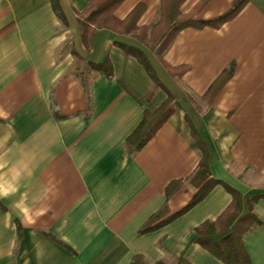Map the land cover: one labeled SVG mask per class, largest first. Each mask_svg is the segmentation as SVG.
<instances>
[{"label": "crops", "instance_id": "crops-1", "mask_svg": "<svg viewBox=\"0 0 264 264\" xmlns=\"http://www.w3.org/2000/svg\"><path fill=\"white\" fill-rule=\"evenodd\" d=\"M91 1L59 0L64 28L51 0H0V264H132L136 256L224 264L196 233L232 206L222 185L171 223L141 230L172 182L185 181L168 200L170 214L189 204L203 149L212 177L243 195L242 216L248 198L264 196V0H248L219 27L181 30L163 61L139 39L162 9L170 16L174 0H125L114 12L124 23L96 29L85 43L78 14ZM239 1L185 0L176 18L216 20ZM139 5L145 10L134 24ZM117 44L147 56L176 109L134 155L125 153L128 137L168 95L158 89L150 97L147 71ZM107 58L113 80L88 70L86 84L69 74L76 62ZM255 214L262 224L244 243L252 263L264 264V199Z\"/></svg>", "mask_w": 264, "mask_h": 264}, {"label": "trees", "instance_id": "trees-1", "mask_svg": "<svg viewBox=\"0 0 264 264\" xmlns=\"http://www.w3.org/2000/svg\"><path fill=\"white\" fill-rule=\"evenodd\" d=\"M124 1L125 0H92L89 7L83 13L78 14V23L80 25L83 41H85V43H88V37L91 39V34L96 29L111 28L110 25L114 24L118 26L124 23L117 21V19L114 17L115 10ZM184 1L185 0L173 1L171 7H169V11L167 8L170 16L167 14L166 9H162L161 19L158 24L153 27L152 30L144 29L142 35H146V37L139 39V41L145 44L160 61H163L165 54L174 41V38L181 30L191 27H219L223 23L234 18L242 6L248 2V0L239 1L227 15L221 18L199 22L193 20L190 17L177 20L176 16H178L179 13V6ZM51 3L55 15L63 27L68 28V22L61 8L59 0H51ZM144 10L145 7L139 5L131 13L129 21L132 20L134 21V24H136ZM129 25L126 34H132L131 29H129ZM151 42H154L155 45L150 47L151 44L149 43ZM117 47L123 51L127 58L137 60L147 71L152 83L150 97L154 96L158 89L164 90L168 95V99L156 113L152 114L146 111L145 118L141 125L128 137L125 143V153L134 155L154 137L157 131L175 113L176 109L172 94L163 87L147 56L141 50L135 47L124 44H117ZM75 56L81 61L80 56H78L76 53ZM88 70H94L105 76L108 80L114 79L113 67L108 58L104 63L99 65L85 64V72H82V75H84ZM216 90L217 88L213 87L206 94L205 99L207 104H210ZM201 148L203 147L201 146ZM184 182L185 181L183 180L174 181L167 187V201L165 205L149 220V222L141 230V233L155 231L183 216L195 206H197L200 202H202L215 187L222 185L233 197L232 206L218 221H207L196 229L197 243L224 264H253L245 247L244 238L262 224V220L255 214V206L260 200L264 199V196L248 198L247 206L249 213L246 216H242L244 203L243 195L230 187L228 184L212 177L209 168L208 154L205 149H203V158L198 168L189 179V183L197 189V193L189 202V204L182 210L175 214H170L168 200L184 185ZM21 236L22 229L18 224V238L20 239ZM132 264L148 263L143 259V257L136 256L133 259ZM157 264L166 263L160 262ZM177 264L189 263L186 261H180Z\"/></svg>", "mask_w": 264, "mask_h": 264}, {"label": "rangeland", "instance_id": "rangeland-1", "mask_svg": "<svg viewBox=\"0 0 264 264\" xmlns=\"http://www.w3.org/2000/svg\"><path fill=\"white\" fill-rule=\"evenodd\" d=\"M149 44H151L150 47L152 45H155L154 42L153 43L151 42ZM84 70H85V66H83L79 62H76L69 74L72 77H77L80 81H84V83H86V84H90L93 80V77H92V75L87 76L86 73H85L86 75L85 74L82 75L83 74L82 72H85ZM88 74H90V73H88Z\"/></svg>", "mask_w": 264, "mask_h": 264}]
</instances>
